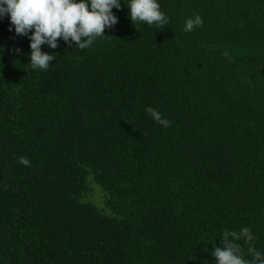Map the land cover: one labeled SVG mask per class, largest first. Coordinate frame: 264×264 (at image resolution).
<instances>
[{"label": "trees", "instance_id": "trees-1", "mask_svg": "<svg viewBox=\"0 0 264 264\" xmlns=\"http://www.w3.org/2000/svg\"><path fill=\"white\" fill-rule=\"evenodd\" d=\"M158 3L47 71L0 18V264H214L242 227L264 251V0Z\"/></svg>", "mask_w": 264, "mask_h": 264}, {"label": "clouds", "instance_id": "clouds-1", "mask_svg": "<svg viewBox=\"0 0 264 264\" xmlns=\"http://www.w3.org/2000/svg\"><path fill=\"white\" fill-rule=\"evenodd\" d=\"M125 3V2H124ZM127 16L132 25L145 24L152 28H162L168 18L161 11L158 0H127ZM121 8V0H0V18L7 16L9 31L29 40L30 52L28 64L30 70L47 71L54 54L41 50L42 45L50 49L58 47V38L65 44L74 42L75 48L84 50L105 36L104 30L118 23L113 9ZM203 24L199 14L188 17L183 30L191 32ZM0 47V52H2ZM19 54L20 50H14ZM227 55V53H225ZM148 116L162 127H168L170 121L151 107L146 108ZM21 165L28 166L26 157H19ZM243 239L247 248V257L238 240ZM222 246L214 247V264H264V251L255 246V237L248 227L240 232L225 231L221 236Z\"/></svg>", "mask_w": 264, "mask_h": 264}, {"label": "rangeland", "instance_id": "rangeland-1", "mask_svg": "<svg viewBox=\"0 0 264 264\" xmlns=\"http://www.w3.org/2000/svg\"><path fill=\"white\" fill-rule=\"evenodd\" d=\"M95 199H96V197H95Z\"/></svg>", "mask_w": 264, "mask_h": 264}]
</instances>
